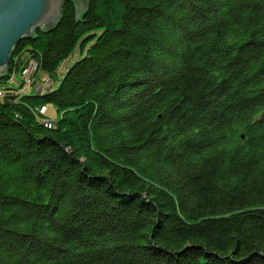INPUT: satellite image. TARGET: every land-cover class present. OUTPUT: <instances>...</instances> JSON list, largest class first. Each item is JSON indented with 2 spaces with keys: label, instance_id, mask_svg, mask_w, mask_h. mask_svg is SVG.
<instances>
[{
  "label": "trees",
  "instance_id": "trees-1",
  "mask_svg": "<svg viewBox=\"0 0 264 264\" xmlns=\"http://www.w3.org/2000/svg\"><path fill=\"white\" fill-rule=\"evenodd\" d=\"M74 14L0 77L31 58L50 81L1 89L0 264H264V0Z\"/></svg>",
  "mask_w": 264,
  "mask_h": 264
},
{
  "label": "water",
  "instance_id": "water-1",
  "mask_svg": "<svg viewBox=\"0 0 264 264\" xmlns=\"http://www.w3.org/2000/svg\"><path fill=\"white\" fill-rule=\"evenodd\" d=\"M65 1L74 5V21L82 20L88 0H0V77L20 41L33 37L37 29L47 33L56 26Z\"/></svg>",
  "mask_w": 264,
  "mask_h": 264
},
{
  "label": "rangeland",
  "instance_id": "rangeland-1",
  "mask_svg": "<svg viewBox=\"0 0 264 264\" xmlns=\"http://www.w3.org/2000/svg\"><path fill=\"white\" fill-rule=\"evenodd\" d=\"M26 56V55H25ZM76 59H78V55H77V53L70 59V60H67V62H63L62 64H61V66H60V70L58 71L59 73L60 72H65V70H66V68L70 65V64H72L73 62H74V60H76ZM36 62V61H35ZM21 63V62H20ZM37 63V62H36ZM8 66V65H7ZM22 67V66H21ZM19 71H21L20 69H19ZM27 80H29V75H26V76H24V75H19V74H16L15 75V77H14V79H13V81L10 83L9 82V84L7 83V84H5L4 86H3V88H1L0 87V90L2 89V90H4V88H7V87H10V85H14V84H16V83H20L21 84V86H20V84H19V86L16 88L17 89V91H19L21 94H23V93H28V92H34V93H37V92H41V91H43L44 89H45V91L47 90V88L50 86V81H49V78L47 77V75H44V74H40L38 77L34 74V76H32L31 77V79H30V83H31V85L29 86L30 88H28V84H26V85H24L23 83H22V81L23 82H26ZM57 85H58V82H55L54 84H53V86H52V88L53 89H55L56 87H57ZM16 86V85H15ZM21 87H23L24 89H25V91L23 92L22 91V88ZM43 89V90H42ZM2 94H3V91H2ZM33 94V93H32ZM30 95H31V93H30ZM46 113H45V115H42V116H45V118L47 119V120H51V121H53V120H56L57 118H58V112L56 111V109H55V107L53 106V105H50V104H48L47 106H46Z\"/></svg>",
  "mask_w": 264,
  "mask_h": 264
},
{
  "label": "built area",
  "instance_id": "built-area-1",
  "mask_svg": "<svg viewBox=\"0 0 264 264\" xmlns=\"http://www.w3.org/2000/svg\"><path fill=\"white\" fill-rule=\"evenodd\" d=\"M20 70H21V71H19L18 73H12V74H11V76H10V77L8 78V80H7V83H8V84H9V82L11 83V82L13 81V79H14V77H15L16 74L24 75V76L29 75V80H27L26 82H23V81H22V83H23L24 85L28 84L27 86H28V88H30L29 86L31 85V83H30V79H31V77L34 76V74H35L37 77H38L40 74H43V73H39V72H38L37 63L35 62V60H33V59H31V58L25 60L24 64H23L22 67L20 68ZM44 75H46V74H44ZM19 84H20V83H16V84H14V85H10V87H13V88L16 89V88L19 86ZM15 85H16V86H15ZM20 86H21V84H20ZM21 88H22V91L24 92L25 89H24L23 87H21ZM18 93H20V92L18 91ZM2 97H3L2 90H0V98H2ZM46 111H47V110H46V107H40V108L38 109V113L41 114V115H45ZM41 121H42V123H43L45 126H47V127H50V126L52 125V121H51V120L42 119Z\"/></svg>",
  "mask_w": 264,
  "mask_h": 264
},
{
  "label": "bare ground",
  "instance_id": "bare-ground-1",
  "mask_svg": "<svg viewBox=\"0 0 264 264\" xmlns=\"http://www.w3.org/2000/svg\"><path fill=\"white\" fill-rule=\"evenodd\" d=\"M43 90V89H42Z\"/></svg>",
  "mask_w": 264,
  "mask_h": 264
}]
</instances>
